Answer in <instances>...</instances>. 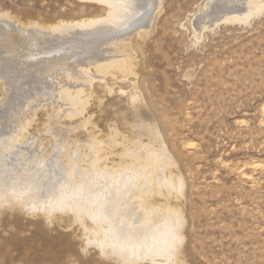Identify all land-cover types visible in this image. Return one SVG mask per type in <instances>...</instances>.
<instances>
[{"label": "bare ground", "instance_id": "1", "mask_svg": "<svg viewBox=\"0 0 264 264\" xmlns=\"http://www.w3.org/2000/svg\"><path fill=\"white\" fill-rule=\"evenodd\" d=\"M83 2L100 7L103 13L49 26L22 23L16 19L18 14L15 17L8 11L0 15V82L15 103L11 112L9 108L0 116L1 121L7 120V124L0 122V207L16 204L29 214L41 211L49 225L54 218H66L69 229L76 225L80 231L76 247L85 253L98 250V255L110 259L109 263L99 257L89 260L87 255L84 259L74 243L67 244L62 251L78 264H188L186 178L168 151L159 118L145 110L149 105L140 86L143 74L136 69L137 52L134 47L128 49L131 32L151 25L152 15L163 8L162 0ZM200 11L194 25L197 39L221 23H249L264 11V0H208ZM4 17L17 24L19 29L13 34H5L14 25ZM53 33L62 34L57 37L61 41ZM10 37L16 38L12 46L23 37L31 41L28 52L24 51L30 56L25 63H12L19 58L14 53L6 58L1 52ZM130 77L131 89L119 93L126 95L132 127L123 131L117 114L113 128L98 135L92 117L85 118L97 91L95 84L102 82L106 88L99 97L103 103L105 97L118 93L114 84ZM14 92L23 93L16 97ZM50 98L47 106L52 113L46 132L54 142L47 147L29 136V127L36 104ZM63 117L84 120L80 127L61 129L54 120ZM80 129L88 132L85 139L73 135ZM37 147L45 154L37 157Z\"/></svg>", "mask_w": 264, "mask_h": 264}, {"label": "rangeland", "instance_id": "2", "mask_svg": "<svg viewBox=\"0 0 264 264\" xmlns=\"http://www.w3.org/2000/svg\"><path fill=\"white\" fill-rule=\"evenodd\" d=\"M207 2L162 0L163 8L152 15L151 25L131 32L128 49L134 47L137 52L135 67L143 74L140 86L149 105L145 110L159 118L168 151L177 158L186 178L188 264H264V11L246 24L221 23L197 39L194 25ZM7 11L18 14L16 19L22 23L47 26L103 13L83 0H0V15ZM8 23L14 25V31L6 29L5 34L19 29L14 21L8 19ZM52 36L57 41L58 36L63 37ZM13 38L3 42L8 45L1 52L6 58H12V53L19 58L12 63H25L32 43L23 37L12 46ZM132 79L114 84L118 93L105 97L103 103L99 97L106 88L102 82L95 84L97 91L85 118L92 117L98 135L113 128L117 114L120 128L128 131L131 115L126 95L119 92L130 90ZM2 89L0 82L1 117L15 106L11 92ZM15 93L17 97L23 92ZM49 100L36 104L29 127V136L47 147L54 142L46 132L52 113L47 104L53 99ZM82 120L63 117L54 122L61 129H71ZM6 121L0 118L2 124ZM87 133L80 129L73 135L85 139ZM41 149L37 147V157L46 152ZM15 205L0 207V264H78L62 251L73 243L84 259L110 261L95 249L82 252L77 245L80 231L76 225L69 229L68 219L54 218L49 225L43 212L29 214Z\"/></svg>", "mask_w": 264, "mask_h": 264}]
</instances>
